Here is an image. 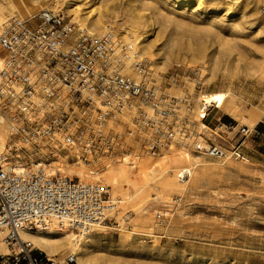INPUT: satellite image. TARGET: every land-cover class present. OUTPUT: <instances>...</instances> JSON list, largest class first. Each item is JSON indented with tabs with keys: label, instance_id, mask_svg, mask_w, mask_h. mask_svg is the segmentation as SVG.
<instances>
[{
	"label": "built area",
	"instance_id": "obj_1",
	"mask_svg": "<svg viewBox=\"0 0 264 264\" xmlns=\"http://www.w3.org/2000/svg\"><path fill=\"white\" fill-rule=\"evenodd\" d=\"M260 15L264 20V6ZM0 50V113L7 127L0 156V244L6 250L0 264H78L74 254L62 260L46 255L26 235L56 234L79 247L112 224L121 201L102 181L66 175L63 153L95 179L113 165L134 166L140 156L153 159L172 146L216 161L248 162L243 146L257 132L221 115L211 117L215 127L208 129L203 123L210 113H222L217 102H199L198 120L191 119L186 84H200V65L177 62L156 73L112 32L88 33L51 10L28 20L8 17ZM197 123L205 128L198 131ZM203 130L219 144L207 141ZM187 175L180 173V180ZM181 200L173 197L154 214L152 237H165Z\"/></svg>",
	"mask_w": 264,
	"mask_h": 264
},
{
	"label": "rangeland",
	"instance_id": "obj_2",
	"mask_svg": "<svg viewBox=\"0 0 264 264\" xmlns=\"http://www.w3.org/2000/svg\"><path fill=\"white\" fill-rule=\"evenodd\" d=\"M197 1L175 5L172 0H0V27L10 16L27 20L51 10L88 33L112 32L133 52L148 56L156 73H164L177 62L200 65V84L195 88L193 83L186 84L192 94L191 119L198 120L200 95L228 92L231 96L226 98L223 112L231 110L238 125L251 128L254 118L246 121L240 115L264 110V20L260 15L264 0ZM131 17L140 18L146 27L132 31ZM97 19L102 20L99 28L91 26ZM142 45H148L151 52L146 53ZM208 121L203 124L211 130L215 122L211 120V126ZM2 122L0 156L7 143V127ZM203 132L207 141L219 144L213 134ZM170 148L175 153L186 152L192 163H198L197 170H204L195 189H176L157 201L151 196L143 206L146 227L134 219L135 208L120 204L110 216L109 229H98L89 238L94 241L90 255L94 264H264V138L245 144L247 163L204 158L188 146ZM167 155L164 151L156 158H145L156 165ZM62 156L67 164L63 172L81 181L75 169L81 167L71 165L65 153ZM183 166L176 164L174 173ZM183 180L188 184L189 178ZM106 186L112 199L123 200ZM175 196L182 200L174 209L165 237H152L154 214Z\"/></svg>",
	"mask_w": 264,
	"mask_h": 264
},
{
	"label": "bare ground",
	"instance_id": "obj_3",
	"mask_svg": "<svg viewBox=\"0 0 264 264\" xmlns=\"http://www.w3.org/2000/svg\"><path fill=\"white\" fill-rule=\"evenodd\" d=\"M172 1L175 5H181L184 3V0ZM200 1L201 0L197 1V3ZM1 17L2 16L0 14V21L2 20ZM32 17L33 16L29 17L28 19ZM129 24L132 31H139L140 28L146 27L145 23L141 21L140 18L136 17H131L129 19ZM100 25H102L101 19H97L91 23V26H96L97 28H99ZM142 49L146 53L151 52V49L148 45H142ZM147 57L148 56H146V58ZM230 96L231 93L218 92L201 96L199 102L200 105L202 102L207 104L217 102L219 104L220 110H223V105L226 101V98H229ZM2 123V119L0 118V125H2ZM201 127L205 128L202 125ZM3 138L4 134L0 132V149L2 148ZM172 149L173 148L167 150L168 155L164 158H161L160 162L156 165L149 163L144 156H140L137 160V164H134V166L127 165L129 168L126 169L120 167V165H115L114 167L106 170L101 175L100 179L89 178L82 168H75L77 171L76 175L81 174L79 175L81 178L80 182H83V178H88L93 179L94 181L84 183H92L99 180L110 186L112 193L119 194L123 198L121 204H125L126 207L135 208V211L138 215L136 214L137 218L135 217L134 219H136V221L138 220L142 227H146L148 224V218L145 217L143 213V206L150 202L149 199L151 196H154L152 201H157L163 200L167 194L176 189H179L180 191L195 189L198 178L200 175H203L204 170H197V167H199L198 163H192L190 161V156L186 154V152H184V154L175 153L172 152ZM179 163L184 164V166L174 173V166ZM183 171L188 172V184L187 181L184 182V180H180L179 178V174ZM191 172H194L193 177H191ZM99 232L101 234V231ZM26 238L31 241L35 248L40 249L50 257H56L59 260H62L67 255L74 254L77 257V261L81 264L95 263L90 258L91 249L94 245V241L90 242L91 239L79 247H73L66 237L56 234L34 233L26 235ZM0 254H6L5 248L1 244Z\"/></svg>",
	"mask_w": 264,
	"mask_h": 264
},
{
	"label": "crops",
	"instance_id": "obj_4",
	"mask_svg": "<svg viewBox=\"0 0 264 264\" xmlns=\"http://www.w3.org/2000/svg\"><path fill=\"white\" fill-rule=\"evenodd\" d=\"M224 110V109H223ZM223 110H222V112H223ZM247 112H249V113H246L245 114V116L244 115H240L241 117H243V119L244 120H246V121H248L250 118L252 119V118H254V120H255V123H254V125L250 128V127H248V126H246V125H244V126H246V127H248L249 129H253V132H257L258 133V135L256 136V135H254V134H252L247 140H246V142H245V144L247 143V142H249V141H251L252 139H256V140H259V139H261V138H264V110L260 113V114H258L256 111H249V110H247ZM218 115V112H215V111H212L211 113H210V117H213V118H215V116H217ZM221 116H222V120H223V122H236L237 123V121H236V119H235V115H233L232 114V112H231V110H229V111H225V112H223V113H221L220 114ZM208 121V120H207ZM208 123L211 125V126H213L214 124L211 122V120L210 121H208ZM245 144H244V146H243V153H245V151H246V149H245ZM246 154V153H245Z\"/></svg>",
	"mask_w": 264,
	"mask_h": 264
}]
</instances>
